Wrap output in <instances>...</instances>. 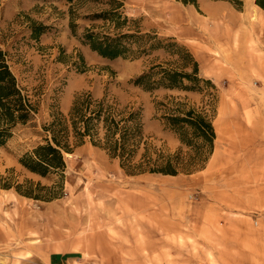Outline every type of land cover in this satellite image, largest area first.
<instances>
[{
  "label": "rangeland",
  "instance_id": "374dc122",
  "mask_svg": "<svg viewBox=\"0 0 264 264\" xmlns=\"http://www.w3.org/2000/svg\"><path fill=\"white\" fill-rule=\"evenodd\" d=\"M111 1L0 0V49L37 108L0 147V174L39 194L0 188V264H264V29L252 35L230 21L264 10L255 0H117L109 19ZM86 29L149 33L163 48L142 51L144 38L133 54L103 57L83 43ZM170 42L209 82L196 90L135 82L152 63L175 62ZM84 94L137 113L133 162L146 145L186 156L162 117L172 99L211 114L212 153L191 172L130 173L86 138L63 154L64 170L26 169L19 159L44 142L43 126Z\"/></svg>",
  "mask_w": 264,
  "mask_h": 264
},
{
  "label": "trees",
  "instance_id": "16d2710c",
  "mask_svg": "<svg viewBox=\"0 0 264 264\" xmlns=\"http://www.w3.org/2000/svg\"><path fill=\"white\" fill-rule=\"evenodd\" d=\"M234 1L239 2V0ZM110 3L115 5L114 9L110 10L112 15L109 19H112V16L119 15L118 7L122 3L117 0H112ZM255 4L264 10V0H255ZM100 15L103 13L93 17H101ZM126 20L124 18V21ZM119 25L116 22V26L119 27ZM39 31L36 32L35 29L34 35ZM144 38H148L151 42L142 51L162 47L161 43L164 39L149 33L141 35L138 31L119 32L111 36L100 35L86 29L83 43L103 57L115 58L133 54L131 45ZM169 44L175 46L178 51L175 62L170 65L164 62L152 63L136 78V83L142 84L147 89L164 87L196 90L199 88L200 81L209 82L199 77L198 63L184 47L178 46L175 42ZM162 106L165 124L188 148L186 156L181 151L174 154L152 151L146 145L140 159L133 162L139 147L138 136L140 135L137 113L119 111L105 98L94 99L90 94H84L76 97L66 115L58 113V116L54 117L49 124L43 126L44 142L25 153L19 162L26 169L40 176L64 170L63 154L71 153L87 138L92 144L105 149L112 157L118 158L121 166L130 173L176 175L179 172H191L200 168L212 153L216 136L211 114L206 108L197 109L174 99ZM36 109L25 89L19 85L16 76L10 70L6 52L0 49V147L10 139L17 125L25 124L30 120ZM28 183L32 184L29 181ZM37 186L40 187L39 183ZM12 187L24 196L34 198L39 196V194H33L31 188H22L20 184L14 185L9 177L0 174V188Z\"/></svg>",
  "mask_w": 264,
  "mask_h": 264
},
{
  "label": "bare ground",
  "instance_id": "6f19581e",
  "mask_svg": "<svg viewBox=\"0 0 264 264\" xmlns=\"http://www.w3.org/2000/svg\"><path fill=\"white\" fill-rule=\"evenodd\" d=\"M262 14L258 13L257 11L256 14L252 15L251 17L248 16L247 18L244 19L239 18L238 20V18L230 17V21L232 22V24H236L238 22H240V24L246 23L244 24L247 27L246 30H248V32L253 35L255 31L257 30L260 31L264 29V15ZM66 155H69V153H66Z\"/></svg>",
  "mask_w": 264,
  "mask_h": 264
}]
</instances>
